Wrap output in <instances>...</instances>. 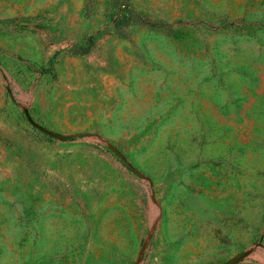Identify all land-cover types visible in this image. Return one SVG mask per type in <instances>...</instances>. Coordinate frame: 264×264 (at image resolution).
Returning a JSON list of instances; mask_svg holds the SVG:
<instances>
[{
	"label": "rangeland",
	"instance_id": "obj_1",
	"mask_svg": "<svg viewBox=\"0 0 264 264\" xmlns=\"http://www.w3.org/2000/svg\"><path fill=\"white\" fill-rule=\"evenodd\" d=\"M230 263L264 264V0H0V264Z\"/></svg>",
	"mask_w": 264,
	"mask_h": 264
},
{
	"label": "trees",
	"instance_id": "obj_2",
	"mask_svg": "<svg viewBox=\"0 0 264 264\" xmlns=\"http://www.w3.org/2000/svg\"><path fill=\"white\" fill-rule=\"evenodd\" d=\"M119 9L121 10L122 13L121 15H119L120 17L119 22L118 21L116 22V19H115V25H119L120 23H122L123 18L124 19H127V18L134 19L137 23L148 26V27H155L157 25H163V23L154 22V21H151L143 17L141 14L136 12L132 7H130L127 3H124L121 7H119ZM90 50H91V47L88 45L84 48H81V50L78 51V53L86 54Z\"/></svg>",
	"mask_w": 264,
	"mask_h": 264
},
{
	"label": "water",
	"instance_id": "obj_3",
	"mask_svg": "<svg viewBox=\"0 0 264 264\" xmlns=\"http://www.w3.org/2000/svg\"><path fill=\"white\" fill-rule=\"evenodd\" d=\"M25 115L27 116L28 121L31 123L32 126H34V127H36L37 129L41 130V131L44 132L45 134H47V135H49V136H52V137H55V138H58V139H64V138L67 137V136L64 135V134H60V133H57V132H53V131H51V130L45 128V127H43L42 125L38 124L37 122H35V121L30 117V115L28 114V112H25ZM123 161L125 162V164H126L127 166H129L130 168H132V166H131V165H130L125 159H123ZM241 256H243V254L240 255V256H238L237 258H235L232 262H234L235 260H237V259H238L239 257H241ZM232 262H231V263H232ZM231 263H230V264H231Z\"/></svg>",
	"mask_w": 264,
	"mask_h": 264
}]
</instances>
